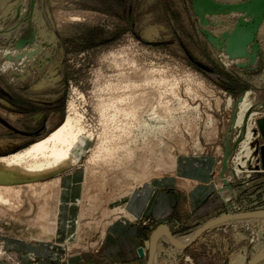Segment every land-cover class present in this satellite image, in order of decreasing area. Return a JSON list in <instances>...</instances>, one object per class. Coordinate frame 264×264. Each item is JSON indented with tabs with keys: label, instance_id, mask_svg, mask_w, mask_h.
Returning <instances> with one entry per match:
<instances>
[{
	"label": "rangeland",
	"instance_id": "1",
	"mask_svg": "<svg viewBox=\"0 0 264 264\" xmlns=\"http://www.w3.org/2000/svg\"><path fill=\"white\" fill-rule=\"evenodd\" d=\"M254 1L0 0V161L66 118L82 131L76 164L0 185V264H150L154 247L157 264H264L254 261L264 253V0ZM243 131L256 150L246 166ZM197 160L211 164V209H191L188 179L167 188L177 207L139 221L125 257L111 232L131 219L125 198L180 161L190 178ZM223 217L236 220L214 223ZM161 230L176 242L198 234L153 245Z\"/></svg>",
	"mask_w": 264,
	"mask_h": 264
},
{
	"label": "bare ground",
	"instance_id": "2",
	"mask_svg": "<svg viewBox=\"0 0 264 264\" xmlns=\"http://www.w3.org/2000/svg\"><path fill=\"white\" fill-rule=\"evenodd\" d=\"M258 1L259 0H255L254 2L258 3ZM201 6H203V8H207L208 10H213V11L215 10L211 6L206 7V5L204 4ZM237 10L245 11L246 13H251L254 10L255 15L259 14L260 11L255 6H242V7H238ZM225 12L227 13V11ZM246 100L247 99H245V101ZM249 107H251V105H249ZM255 108L253 110H255ZM258 109L259 111L262 110V108H258ZM250 113L253 112L251 111H249V113L247 112L243 118L245 119L250 118V120L254 118V115L250 116ZM249 129L251 130V128ZM81 132L82 131L79 129L78 123L75 118L74 119L66 118V121L57 130L52 132L46 139L38 141L24 152L12 156L7 161L4 160L0 161V185L9 186L15 182H20V181L23 182L41 181L49 176H52L53 174H56L60 169L63 168L67 169V167L76 164L77 159L72 154V150L78 144L80 137L82 135ZM242 134H243L242 136L243 152L241 153V160L243 162L241 163L242 165H245L246 163L251 162L256 157V150L250 145L251 144L250 140L252 138L253 131L248 133L247 132L245 133L243 131L241 135ZM256 218H259L261 222L264 224V215L257 214ZM234 220L236 219L233 217H223L219 220H216L214 223L216 224L219 222H227ZM197 234L198 232L194 234L191 238H187L181 242H176L172 240L169 236H167L164 230H161L152 237V242L154 245L155 242H157V239L159 238L160 241L162 240L169 245L172 244L177 247L184 246L188 244ZM156 251L154 247L150 264H157ZM263 258H264V253L260 256L255 257L254 261Z\"/></svg>",
	"mask_w": 264,
	"mask_h": 264
},
{
	"label": "crops",
	"instance_id": "3",
	"mask_svg": "<svg viewBox=\"0 0 264 264\" xmlns=\"http://www.w3.org/2000/svg\"><path fill=\"white\" fill-rule=\"evenodd\" d=\"M201 162V160L194 162L192 173H188L190 178H187L184 176L187 172V170H185L187 163L185 161H180L176 165L173 176L149 181L147 185L144 184L143 186H139L138 189H134L129 196L125 198L123 206L131 219L124 217L126 220L125 224L114 222L113 226H111V232L114 233V236L118 239L117 241L121 243L125 257L129 259L132 258L138 247L139 240L136 232L140 224L139 221L147 218L165 220L171 216L173 209L177 207L178 201L176 194H168L167 188L176 187L180 184V181L188 179V181L190 180L189 182L193 184V186L187 188L191 189L189 192L192 204L191 209L196 210L199 216H205L207 210L211 209V202L205 201L211 193L208 178V171L211 164ZM180 187L186 188L184 184ZM208 200H210V198ZM72 207L74 210L76 209V206ZM69 218L71 223H66V226L68 225L67 227L70 229L68 233L69 237L73 238L78 230V219L74 216ZM63 224L65 223L60 222L59 226L57 224L55 232L58 236L59 234L61 235L58 231L61 230Z\"/></svg>",
	"mask_w": 264,
	"mask_h": 264
},
{
	"label": "water",
	"instance_id": "4",
	"mask_svg": "<svg viewBox=\"0 0 264 264\" xmlns=\"http://www.w3.org/2000/svg\"><path fill=\"white\" fill-rule=\"evenodd\" d=\"M195 237H196V236H195ZM195 237H194V238H195ZM194 238H193L192 240H194ZM192 240H191V241H192Z\"/></svg>",
	"mask_w": 264,
	"mask_h": 264
}]
</instances>
